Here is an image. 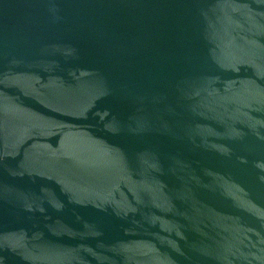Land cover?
Returning <instances> with one entry per match:
<instances>
[{
    "label": "water",
    "instance_id": "water-1",
    "mask_svg": "<svg viewBox=\"0 0 264 264\" xmlns=\"http://www.w3.org/2000/svg\"><path fill=\"white\" fill-rule=\"evenodd\" d=\"M0 264H264V0H0Z\"/></svg>",
    "mask_w": 264,
    "mask_h": 264
}]
</instances>
